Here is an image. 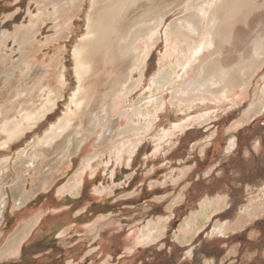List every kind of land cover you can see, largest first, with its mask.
<instances>
[{
	"label": "rangeland",
	"instance_id": "374dc122",
	"mask_svg": "<svg viewBox=\"0 0 264 264\" xmlns=\"http://www.w3.org/2000/svg\"><path fill=\"white\" fill-rule=\"evenodd\" d=\"M69 1L0 0V49L15 53L8 66L19 55L18 46L11 38L3 44L2 34L21 36L37 23V41L23 49L22 64L28 66L21 64L17 81L5 79L0 71V105L7 111L22 99L39 105L46 98L45 91L41 93L46 78L62 67L67 80L65 91L51 82L50 99L56 107L50 115L0 155L10 164L0 198L7 202L0 212V264H264V211L251 219L244 216L255 206L264 210V107L242 120L252 102L264 103V65L244 95L237 89L223 93L219 99L224 100H198L195 97L207 94L197 92L185 100L175 93L183 82H191L198 64L217 55L229 67L239 63V54L243 59L251 54L255 34H264V0H254L246 24L239 21L227 31L226 42L217 38L187 59L180 51L166 52L163 40L165 29L188 13L186 4L169 14L156 36L146 41L137 67H130L129 58L115 54L109 61L104 52L87 49L91 68L85 92L96 98L110 88L117 91L96 111L106 113L113 126L104 129V124L86 126L82 121L83 132L73 134L69 143L84 134L90 137L76 154L52 163L45 153L36 168L27 170V153L21 150L71 107L76 88L71 51L85 32L88 15L96 21L104 8L101 4L90 11L89 0H77L78 10L70 12ZM149 4L138 0L134 7L127 5L121 26L139 22L146 10L140 8ZM166 63L172 68L171 79L157 87L154 80ZM85 115L87 109L77 113L72 125ZM231 137L235 146L229 150ZM77 173L83 178L78 193ZM12 189L29 198L17 205ZM220 197L225 205L208 211L199 227L186 234L192 214L206 199ZM238 218L241 227L224 231L225 224Z\"/></svg>",
	"mask_w": 264,
	"mask_h": 264
},
{
	"label": "bare ground",
	"instance_id": "6f19581e",
	"mask_svg": "<svg viewBox=\"0 0 264 264\" xmlns=\"http://www.w3.org/2000/svg\"><path fill=\"white\" fill-rule=\"evenodd\" d=\"M136 1L138 0H89L90 11L93 10L95 6L101 4H103L104 8L96 14V16H98L96 21H93L91 14L88 15L86 18L85 32L78 39V44L71 51L73 60L72 69L76 81V88L72 91L68 103L74 110L67 106V110L55 123L51 124L49 128L45 130L41 138L36 139L37 141L32 140V144L25 147H29L28 150L25 148L21 150L24 155L27 153V160L24 162L27 170L36 168L38 161L41 159L44 160L43 156L45 153L50 154L48 160L52 163L67 161L69 157L76 154L90 137L89 133L84 134V138L69 143L73 134L83 132V129L80 128L82 121L85 122L84 124L86 126L93 125L94 121L96 122V124L94 123L96 127L104 124V129H109L110 126H113L112 121L107 118L106 113L102 115V112L98 113L96 111L109 100H112L111 98L117 91H112L110 88L108 91L102 92L96 98H94V96L91 97V95L89 96V94L85 92L84 86L88 78L86 76L91 68L86 59L87 55L85 56L87 49L104 52L103 57H107L105 59L109 61L115 57V54H117L119 58H129V61H131L130 67H137L141 60L140 51L143 53L147 50L145 47L146 41H151L152 37L156 36V31L165 23L169 14H172L180 6L186 4L188 13L177 19L170 28L165 29L163 40L166 45V52L169 49L177 52L180 51V57L182 59H187L200 53L209 45H214L217 38H221L222 41L226 42V32L231 30L239 21L246 24L251 14L250 7L255 3L254 0H148L150 1L149 6H142L140 8H146V10L143 9L141 20L130 27H122L120 23L127 10V5H133L134 7ZM79 3L80 1L70 0L69 5L71 7L67 8V10L76 12ZM50 15L53 17L54 21H57L56 15L53 12L50 13ZM36 27L37 23L32 24L21 36L14 37L15 33L11 32L2 34L3 44L8 42V39H13L14 45L18 46L17 52L19 54L15 56V62L12 63L11 66H8L15 53L14 51L7 52L6 49L3 48L0 49V69H2L0 71L2 72L1 74L5 76V79L17 81L18 74L22 70L20 67L23 62L22 57L24 56L22 51L25 47L37 41ZM62 35H60V37H62ZM250 50L251 54H249L246 59H243L244 56L241 53L237 56L239 58V63L229 67H224L222 59L217 55L208 62L198 64L196 68L193 69L194 73H192L193 78L191 82L186 86L183 85V82L182 85L176 89L175 93L177 97L181 99L185 98L186 100L190 94L204 92L207 94L206 97L195 98L199 100L210 97L213 98V100H224L225 98L219 99L222 97L223 93L237 89L240 90L242 95L246 94L249 86L252 84V78L255 72L264 65V34H255L250 43ZM89 51L92 52L91 50ZM166 64V67L161 70L154 80V84L157 87L168 84L171 79V74L173 73L172 68L170 64ZM22 66L27 68L28 64H22ZM28 69L25 70L24 73H28ZM140 72H142V70H140ZM46 80L48 84L41 89V93L45 91L44 94L46 98L43 102H40L39 105H36L35 101L27 100L26 102L22 101L23 99L13 102L8 111L3 105H0V155H4L7 150H11L18 139L30 133V131H33L38 124L44 121L55 109L56 103L50 99L54 92L51 82H54L55 85L59 87V90L65 91L67 88L65 68L62 67L57 75L54 77L50 76L46 78ZM128 90L129 89H126V91ZM259 90L260 87L254 89L255 96ZM15 93H17V91H15ZM232 96H235V94L232 93L231 97ZM114 104L116 103L114 102L113 105ZM90 105L91 107L89 108ZM263 107L264 103L260 101L257 104L252 102L243 112L242 120H249L254 113H259ZM85 109L88 111V116L85 115V119H79V123L73 126V118L77 116V113L81 114ZM130 119L132 118L130 117ZM240 124V122L239 124H235L233 129L237 128ZM234 146V138L231 137L226 148L230 150L234 148ZM36 149H39V151H36ZM49 150L51 152H49ZM0 165L1 198L4 188L2 183L4 180L3 178L8 166H10L8 158H2L0 160ZM74 180L77 182L74 184V191L78 193L82 186L81 183L83 182V178L77 173ZM12 191L14 194L13 200H15L17 205L24 202V200L26 201V198L28 199L30 195L27 193L20 194L17 192V189H12ZM225 203L226 199L221 197L215 198L214 200L206 199L200 206L198 213L192 214L191 219L186 224L185 233L191 235L192 231L194 232V230L199 227L201 219H204V217L207 218L208 211L212 213L214 211L216 212L223 207ZM6 204L7 202H0V212L2 209H5ZM260 210L264 211L263 207L255 206L252 211H246L244 216L251 219L257 216ZM238 227H241V220H239V218L232 223L225 224L223 229L224 231H230ZM150 232H152V230H150Z\"/></svg>",
	"mask_w": 264,
	"mask_h": 264
},
{
	"label": "crops",
	"instance_id": "0c3cea01",
	"mask_svg": "<svg viewBox=\"0 0 264 264\" xmlns=\"http://www.w3.org/2000/svg\"><path fill=\"white\" fill-rule=\"evenodd\" d=\"M213 200V199H212ZM24 230V229H23ZM25 232V231H24Z\"/></svg>",
	"mask_w": 264,
	"mask_h": 264
}]
</instances>
